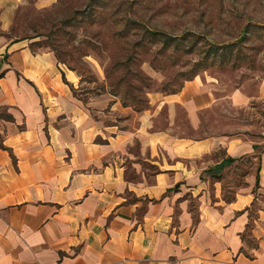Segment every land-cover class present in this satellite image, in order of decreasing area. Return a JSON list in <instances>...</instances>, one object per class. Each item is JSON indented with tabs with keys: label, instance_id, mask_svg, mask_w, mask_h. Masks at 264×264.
<instances>
[{
	"label": "crops",
	"instance_id": "obj_1",
	"mask_svg": "<svg viewBox=\"0 0 264 264\" xmlns=\"http://www.w3.org/2000/svg\"><path fill=\"white\" fill-rule=\"evenodd\" d=\"M17 7L0 0V264H264V142L182 130L181 112L196 131L223 100L252 97L200 77L155 97L165 115L117 125L74 95L53 52L12 35ZM258 149L261 171L227 195L219 165Z\"/></svg>",
	"mask_w": 264,
	"mask_h": 264
},
{
	"label": "rangeland",
	"instance_id": "obj_2",
	"mask_svg": "<svg viewBox=\"0 0 264 264\" xmlns=\"http://www.w3.org/2000/svg\"><path fill=\"white\" fill-rule=\"evenodd\" d=\"M15 11L12 35L53 52L77 75L70 85L74 95L101 107L110 122L161 111L155 97L204 77L218 84L222 96L240 89L251 103L238 109L223 100L196 131L181 112L182 130L197 139L264 142V0H18ZM262 153L222 161L227 195L246 185L249 172L261 171ZM259 211L264 212L262 186L252 214ZM248 244L257 247L259 241Z\"/></svg>",
	"mask_w": 264,
	"mask_h": 264
},
{
	"label": "trees",
	"instance_id": "obj_3",
	"mask_svg": "<svg viewBox=\"0 0 264 264\" xmlns=\"http://www.w3.org/2000/svg\"><path fill=\"white\" fill-rule=\"evenodd\" d=\"M233 161H234L233 159H228V162H233ZM219 166H220V168H224L225 167V163L224 164L221 163Z\"/></svg>",
	"mask_w": 264,
	"mask_h": 264
}]
</instances>
